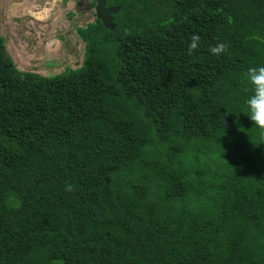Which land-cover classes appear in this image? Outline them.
Returning <instances> with one entry per match:
<instances>
[{"label":"trees","instance_id":"trees-1","mask_svg":"<svg viewBox=\"0 0 264 264\" xmlns=\"http://www.w3.org/2000/svg\"><path fill=\"white\" fill-rule=\"evenodd\" d=\"M106 7L58 75L3 62L0 36V264H264V0Z\"/></svg>","mask_w":264,"mask_h":264},{"label":"rangeland","instance_id":"rangeland-1","mask_svg":"<svg viewBox=\"0 0 264 264\" xmlns=\"http://www.w3.org/2000/svg\"><path fill=\"white\" fill-rule=\"evenodd\" d=\"M93 0H0V36L20 72L54 76L81 66L77 28L95 22Z\"/></svg>","mask_w":264,"mask_h":264},{"label":"clouds","instance_id":"clouds-1","mask_svg":"<svg viewBox=\"0 0 264 264\" xmlns=\"http://www.w3.org/2000/svg\"><path fill=\"white\" fill-rule=\"evenodd\" d=\"M200 37L193 35L188 45V53L191 55L198 47ZM227 51L225 43H217L210 47L213 55H220ZM248 83L251 85L252 95L246 101L248 107V117L254 125L264 134V66L249 67L246 72ZM72 191L71 186L67 187Z\"/></svg>","mask_w":264,"mask_h":264},{"label":"water","instance_id":"water-1","mask_svg":"<svg viewBox=\"0 0 264 264\" xmlns=\"http://www.w3.org/2000/svg\"><path fill=\"white\" fill-rule=\"evenodd\" d=\"M107 1L108 0H96L94 7L95 19L101 21L105 29L113 30L114 25L112 24V16L119 11V8H107ZM2 51L5 52L3 59V62H5L8 59V55L6 54L5 48H3Z\"/></svg>","mask_w":264,"mask_h":264}]
</instances>
